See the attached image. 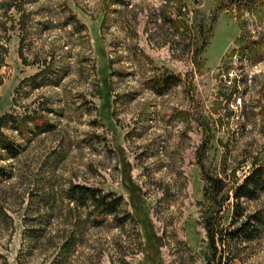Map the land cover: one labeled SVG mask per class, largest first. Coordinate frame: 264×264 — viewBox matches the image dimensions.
<instances>
[{
    "label": "rangeland",
    "instance_id": "374dc122",
    "mask_svg": "<svg viewBox=\"0 0 264 264\" xmlns=\"http://www.w3.org/2000/svg\"><path fill=\"white\" fill-rule=\"evenodd\" d=\"M198 154L264 162V0H0V264H206ZM240 205L216 259L264 264Z\"/></svg>",
    "mask_w": 264,
    "mask_h": 264
},
{
    "label": "trees",
    "instance_id": "16d2710c",
    "mask_svg": "<svg viewBox=\"0 0 264 264\" xmlns=\"http://www.w3.org/2000/svg\"><path fill=\"white\" fill-rule=\"evenodd\" d=\"M179 81V78H174L175 83ZM6 148L11 150L10 146ZM202 156L198 154L196 160L203 181L201 225L206 237L205 261L206 264H222L221 257L216 259L218 246L222 247L228 241L237 239L245 233H255L250 222H258L257 215L240 221L243 213L240 201L253 200L258 193L264 191V162L254 160L252 167L241 178L236 177L234 173L230 177L226 175L222 177L205 168ZM68 198L75 205H89L101 216L113 215L122 204L120 197L102 194L95 189L83 186H72L68 191ZM232 214L235 215L232 217ZM228 216V222L225 225L224 221ZM236 217L239 222L236 223V227L231 228V225L235 224Z\"/></svg>",
    "mask_w": 264,
    "mask_h": 264
}]
</instances>
